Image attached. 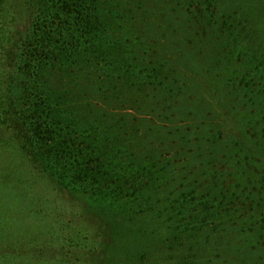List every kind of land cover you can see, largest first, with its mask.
<instances>
[{"label":"rangeland","instance_id":"rangeland-1","mask_svg":"<svg viewBox=\"0 0 264 264\" xmlns=\"http://www.w3.org/2000/svg\"><path fill=\"white\" fill-rule=\"evenodd\" d=\"M11 1L0 0V13L4 14L0 31L3 21L10 23L12 18L9 14ZM19 1L25 9L20 15H15L18 19L15 18L14 25L18 23V31L12 33L10 41H6L4 36V47L0 52V70L7 83L6 95L0 101V107L4 109V113H0V167L3 165L6 174L17 171V168L21 172L26 170L16 153L14 140L27 144L31 150L35 148L31 127L19 112L26 102V84L34 81L33 74L30 76V70H26L33 59L26 56L30 50L29 37L41 10L33 7L29 3L31 0ZM143 3L144 7H140L136 16L141 14L144 17L142 24L146 31L142 38L146 45L148 43L144 56L154 62L156 70L172 80L177 88L174 94L165 97H162L163 93L156 95L155 91L147 89V95L139 97L134 107L126 104L118 112L106 108L104 112L124 115L128 124L122 130L123 136L134 141L144 136L143 139L152 146L161 143L160 155L167 158L166 162L174 165L176 170L171 186L172 190L175 189L174 198L187 200L192 197L188 208L197 202L198 207L207 200L208 185L219 189L214 200L216 211L206 225L196 228L192 236L196 222L191 225L180 219L187 207H179L174 200L171 203L161 200L157 203L159 210H142L132 221L116 215L112 207L90 198L89 194L71 191L68 184L58 190L48 181L45 182L47 186L41 188V196L51 207L49 216L55 220L57 217L54 215L63 211L65 219L81 228L83 234H79V244L71 242L67 253L73 259L72 264H184L177 256L185 254V245H189L191 240L195 241L191 244V264H264V161L257 169L263 158L254 156L253 160L250 159L242 178L234 166L219 160L222 146L230 149L225 141L230 136L241 135L243 131L256 134L249 145L256 146L254 141L264 144V124L249 128L241 119L245 114L251 120L261 117L264 121V112L253 105V98L258 100L256 102L264 101V96L255 95L264 84V13L257 7L262 2L143 0ZM49 11L51 14L55 12L52 4ZM245 36L250 40L253 37L259 44L256 56L263 65L256 64L248 55L243 56V51L241 54L240 43ZM243 60L248 62L246 66L252 71L250 76L244 71ZM257 68L258 74L254 75L253 70ZM232 71L234 76H228ZM244 77L250 79L253 88L250 92L246 89L241 92ZM64 81L68 89H75V82ZM89 90L92 86L88 82L86 91ZM100 101L85 91L79 99L67 100L71 107L74 104L80 108L92 107V111L102 109ZM166 106L168 111L165 115L162 109ZM202 130L219 133V137L210 140L201 136ZM183 133L185 138L192 139L191 145H179ZM194 152H199L200 157L191 155ZM252 152L260 153L258 150ZM215 176L220 178V184L214 181ZM8 186L0 183V212L4 209V213L11 211L15 221V210L25 211L29 206L24 197ZM191 188H194L192 194ZM165 193L171 197V193ZM221 193L226 195L222 203ZM160 194L165 197L163 192ZM172 203L176 204L175 208L172 205L175 213L181 215L169 214ZM219 213L222 216L217 215ZM21 216L17 217V225L11 231L19 230V226L24 230L29 227L22 222ZM38 217L33 219L35 223L40 221ZM259 224L263 227L260 228ZM5 241L0 240V243ZM57 247V242L49 243L50 251H46V256ZM19 259L27 264L36 262L32 255Z\"/></svg>","mask_w":264,"mask_h":264},{"label":"trees","instance_id":"trees-1","mask_svg":"<svg viewBox=\"0 0 264 264\" xmlns=\"http://www.w3.org/2000/svg\"><path fill=\"white\" fill-rule=\"evenodd\" d=\"M256 2H262L257 7L264 13V0ZM29 3L38 7L41 14L29 37L30 50L26 56L33 59L26 70H30V76L33 74L34 81L26 84V102L19 115L31 127L35 148L31 150L27 144L14 140L16 153L27 171L21 172L17 168V171L6 174L3 165L0 167V183L8 184L14 192L17 191L26 199L29 207L25 211L15 210V221L11 211L4 213V209L0 212V240H6L5 243H0V264H27L19 258L29 255L36 259L32 264H72L73 259L67 253L71 249V242H77L78 245L81 240L79 234L83 233L80 226L78 229L65 219L63 211L54 215L57 217L55 220L49 216L51 207L47 204V199L43 200L41 196V188L47 186L45 182H51L58 190L68 184L71 191L89 194L90 198L112 207L116 215L132 221L136 220L142 210H159L157 203L161 200L178 202L177 205L183 208L191 203L188 201L192 197L187 200L174 198L175 189L172 190L171 186L176 170L174 165L166 162L167 158L160 155L161 143L152 146L148 140L143 139L144 136L135 141L123 136L122 130L128 124L124 115L104 112V108L118 112L126 104L134 107L139 97L147 95V89L155 91L156 95L163 93L162 97L174 94L177 85L172 84V80L166 75H161L160 70H156L155 63L144 56L147 52L144 50L148 46L142 38L146 31L142 24L144 17L141 14L140 17L136 16L140 7H144L143 0H31ZM48 3L55 8L52 14ZM10 9V23L3 21L0 31V52L4 47V36L6 41H10L12 33L18 31V23L14 25L15 18L18 19L15 15L23 13L25 8L19 0H12ZM3 18L4 14L0 13V22ZM240 46L243 56L248 55L256 64L263 65V61L256 56L259 44L253 37L250 40L249 36H245ZM243 64L245 73L250 76L252 71L246 66L248 62L243 60ZM258 71V68L254 69V75ZM230 73L232 75H227L234 76L233 71ZM4 77L5 74L0 70V101L6 95L7 83ZM244 78L245 84L241 92L245 89L252 91L250 79ZM65 79L75 82V89H68ZM88 82L92 90L86 91ZM84 91L91 92L94 97L102 100L98 102L102 109L92 111V107L80 108L74 104L75 109L68 105V99L77 100ZM255 95L264 96L263 83ZM256 101L258 100L253 98L255 109L264 112V101ZM86 105L90 106L89 103ZM245 105L249 104L246 102ZM162 111L166 115L168 106ZM0 113H4L2 107ZM262 118L264 119V115ZM241 119L249 128L264 124L261 117L251 120L244 114ZM185 135L183 133L179 145L192 144V139L185 138ZM254 135L256 134H249L246 130L241 135L230 136L225 141L230 149L225 145L221 148L222 156L219 160L226 161L239 170V178H242L246 165L254 156L263 158L262 164H257V169L263 165L264 144L254 141L256 146L249 145ZM201 136L216 140L219 133L202 130ZM252 150H258L259 155ZM191 155L200 157L199 152ZM214 181L220 184L218 176H215ZM208 187L207 200L198 207V202L193 203L180 218L191 225L196 222L192 236L196 228L206 225L208 218L216 211L214 200L219 189L210 185ZM164 188L171 193V197L165 193ZM192 189L194 188H191V194ZM161 192L165 197H161ZM225 197L221 193L220 203ZM175 206L176 204H171L169 214H179L175 213ZM20 215L22 222L29 227L24 230L19 226L17 228L21 231H11L13 226L16 227L17 217ZM217 215L222 216L221 213ZM35 217L40 220L38 223L33 221ZM262 224H259L260 228L263 227ZM84 237L88 239L87 234ZM51 242H57L58 247L51 255L47 252L46 256ZM194 242L191 240L189 245H185V254L177 256L179 261L191 264L189 258L193 248L191 244Z\"/></svg>","mask_w":264,"mask_h":264}]
</instances>
